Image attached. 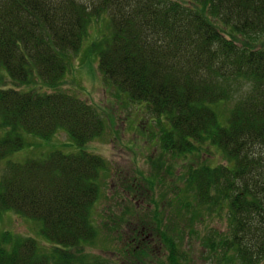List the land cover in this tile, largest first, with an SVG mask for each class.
<instances>
[{
    "label": "trees",
    "instance_id": "obj_1",
    "mask_svg": "<svg viewBox=\"0 0 264 264\" xmlns=\"http://www.w3.org/2000/svg\"><path fill=\"white\" fill-rule=\"evenodd\" d=\"M88 36L98 37L91 47L105 87L122 105L144 103L157 124L162 116L168 122L157 147L172 160L160 158L155 168L173 173L189 154L178 178L184 189L158 194L156 180L144 178L154 191L145 194L149 209L108 208L102 223L94 211L105 161L85 147L103 121L62 89ZM219 103L232 104L226 127L211 108ZM60 131L66 149L10 161L27 134L51 142ZM210 145L224 163L209 165ZM2 160L0 216L42 222L54 246L43 253L32 237L5 233L0 264H118L89 252L99 244L124 264H191L183 245L199 237L194 223L211 211L224 215L225 229L202 238L210 256L264 261V0H0ZM121 184L126 195H139L135 182Z\"/></svg>",
    "mask_w": 264,
    "mask_h": 264
},
{
    "label": "rangeland",
    "instance_id": "obj_2",
    "mask_svg": "<svg viewBox=\"0 0 264 264\" xmlns=\"http://www.w3.org/2000/svg\"><path fill=\"white\" fill-rule=\"evenodd\" d=\"M97 38V36H88L84 40L77 57V60L81 64L77 65L78 62H76L70 65L66 75L67 81L62 89L69 95L80 98L92 105L103 121L104 130L102 134L95 137L85 147V151L100 156L105 161L106 173L104 175L101 174L99 180L102 187V196L94 211L95 221L102 223V220L100 221L98 217L101 215L100 212L103 213L108 208L113 209L116 213H120L124 206L129 205L130 202L136 205L137 208H140L141 212H144L143 210L147 208L146 205L149 204L145 199L146 193H149L148 195L150 196L153 195L155 190L158 194L161 192L167 193L170 187L175 186V184H180L181 188L184 189V184L178 178L182 177L187 169L189 154L185 155L187 157H182L185 158V160L180 161V164L183 163L182 167L178 166L179 168L173 170V173H170L171 170L168 172V169L164 167H161L159 170L155 168L156 165H160V163H157L160 161V158H163L162 160L167 162L171 159L167 154L162 157L158 156L159 147H157L159 134L162 129H168V122L163 120L162 116L160 117V119L162 118L161 123L157 124L158 118L156 116H148L145 110L142 109L144 103L133 107L122 105V102L115 97L114 90L105 87V82L100 76L97 66L98 54L91 47ZM119 102L122 107L118 105ZM231 105V103H219L211 106L221 127H226L228 124L230 113L228 108ZM113 111L115 115L111 116ZM64 140H67V137L61 131L57 133L51 142L39 141L36 137L27 134L25 136V143L27 145L19 152L13 153L9 157L10 161L22 163L25 160H36L42 156H47L51 151L60 149L64 143L60 141ZM209 147L212 153V155H209L210 157H206L210 159L209 165L214 167L216 164L224 163L220 157L221 151L219 148L215 145H210ZM61 152L68 154L70 151L61 150ZM4 164L5 161L2 160L0 171L4 167ZM101 173H103V170ZM151 177L156 180L154 191L149 190L148 183L144 180V178L150 179ZM121 182L127 184L135 182L139 186V195H126L119 186ZM116 191L120 193L116 194ZM170 192L173 193V197L175 193ZM194 225L199 233V237L186 238L185 245H183V249L188 251L190 263L227 264L218 255L219 253L210 256L207 251L210 244L206 246L202 241L203 237L211 239L214 230L225 229L224 215L211 211L207 213L205 218L196 221ZM41 227L42 222L38 220L22 217L12 211L2 212L0 216V245L3 244L2 238L5 233L21 237L29 236L36 241L37 245L39 244L40 251L50 254L54 244L46 240L41 234ZM99 227L102 228V225L100 224ZM103 237L100 238L99 243L104 240ZM145 238L148 239L147 236ZM212 240H215V238L213 237ZM112 243L114 246L117 245V247L122 246L118 238H115ZM98 246L91 247L89 252L100 255L114 263L124 264L119 254L116 253L117 251H113L111 248L107 249L103 244H99ZM156 250L159 252L161 249L159 251L158 249ZM160 255L161 252H159L158 256H155L154 260L160 257ZM149 260L152 259L149 258ZM259 264H264V261Z\"/></svg>",
    "mask_w": 264,
    "mask_h": 264
}]
</instances>
